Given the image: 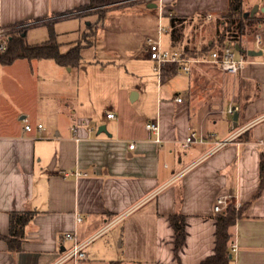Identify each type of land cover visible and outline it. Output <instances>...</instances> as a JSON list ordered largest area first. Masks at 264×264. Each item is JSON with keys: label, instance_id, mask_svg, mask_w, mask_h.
I'll return each instance as SVG.
<instances>
[{"label": "crops", "instance_id": "obj_1", "mask_svg": "<svg viewBox=\"0 0 264 264\" xmlns=\"http://www.w3.org/2000/svg\"><path fill=\"white\" fill-rule=\"evenodd\" d=\"M91 1L0 0V28L24 30L34 45L40 43L30 40L33 30H42L47 41L52 26L65 53L94 28L97 34L98 25L83 26L89 13L80 8ZM228 1L166 0V8L192 19L185 45L201 48V29L226 13ZM145 3L155 8V3ZM207 14L213 17L209 22ZM191 27L195 42L188 35ZM68 34L76 36V43L63 49L60 38ZM257 34L264 48V23ZM148 37L144 56L134 59L138 82L104 106L110 108L106 116L98 102L108 77L102 62L91 74L83 53L75 67L51 59L0 62V264H202L216 252L219 213L214 207L225 196L244 207L231 229L232 244L238 245L233 255L230 246L231 264H264V190L253 199L264 154V50L256 38L248 40L246 49L263 54L252 57L255 63L239 75L198 65L190 73L167 71L149 87L155 71ZM164 41L171 47L170 32ZM120 83L115 88L119 93ZM124 106L130 108L127 114ZM229 108L238 115L236 127ZM109 113L115 118L108 119ZM25 119L35 127L32 132L25 131ZM157 119L161 144L146 130ZM38 124L44 132L36 130ZM103 124L107 132L98 133ZM194 131L215 137L183 149ZM16 211L35 216L26 226L22 250L13 252L2 237L9 235L10 213ZM174 214L186 217L179 258L170 223ZM78 215L83 220L76 224ZM76 227L82 242L100 235L86 247L87 259L75 263L64 256L73 246L65 234ZM104 235L108 239L96 245Z\"/></svg>", "mask_w": 264, "mask_h": 264}, {"label": "trees", "instance_id": "obj_2", "mask_svg": "<svg viewBox=\"0 0 264 264\" xmlns=\"http://www.w3.org/2000/svg\"><path fill=\"white\" fill-rule=\"evenodd\" d=\"M107 0H92L87 6L80 9L92 8L95 5H105ZM252 10V8H251ZM250 11L244 9V0H229L228 9L225 14L219 17L220 29L216 39L202 45L201 48H190L185 45L187 38V27L191 24L192 19L185 16H174L168 19L171 34V47L180 48L188 56H206L217 48L235 47L239 45L246 49L242 41L246 30L253 28L258 30L259 26L264 23V11H259L251 16L246 15ZM72 14L66 15L71 16ZM103 17V15L101 14ZM64 17V16H62ZM50 38L40 44H30L24 33V30L11 33L6 52L1 55L0 62L2 65H10L18 59L43 60L51 59L62 66L75 67L79 66L82 61V50L85 46L92 43H86L88 38L80 41L75 47L67 52H62L60 43L52 26H50ZM92 35H96V28L93 29ZM246 54V53H243ZM264 190V154L260 161V180L259 187L253 199L258 198ZM244 207L236 208V201L230 199L225 209L217 216V246L214 255L208 257L202 264H231L233 258L230 257V246L233 242L234 234L232 228L237 220L241 218ZM35 216V212L21 211L10 213V231L8 236L2 238L7 242L9 249L13 252L21 251L25 238V229ZM186 217L183 214H174L170 217V223L175 234V254L179 258V252L186 241Z\"/></svg>", "mask_w": 264, "mask_h": 264}, {"label": "rangeland", "instance_id": "obj_3", "mask_svg": "<svg viewBox=\"0 0 264 264\" xmlns=\"http://www.w3.org/2000/svg\"><path fill=\"white\" fill-rule=\"evenodd\" d=\"M105 5H95L92 8L86 9L85 19L83 20V26L91 23L92 26L98 25L97 34L92 36V32H88V38L86 43L94 42L93 46L83 49L84 64L89 66L90 74L94 71L97 62L100 61L105 66L106 79L103 81L105 87L101 94L102 98L99 99V108H101L100 114L106 116L110 110L109 103L117 101L120 95H127L129 85L138 82L136 75L139 74L134 69L136 61L135 57L144 56L145 48L144 41L147 36L155 35L158 16L157 8L149 7L145 2H135L136 0H107ZM135 2V3H134ZM259 4L264 6L261 0H244V9L251 11L250 7ZM103 15V17L101 16ZM217 22L211 26H204L201 29V39L203 45L210 39H216L218 31L220 29L219 18ZM168 20H166V23ZM194 27L189 28L190 41H196V33ZM35 37L30 40H34L36 43H43L46 39H42V30H33ZM256 31L253 28L246 30L244 36L241 38L246 45L248 40L253 41L255 39ZM76 36L68 34L61 37L60 42H63V49L70 46L71 42H75ZM29 42V40H27ZM30 43V42H29ZM240 53L238 52L237 55ZM135 76H134V74ZM150 73V72H149ZM153 82L149 87L156 85L157 76L152 71ZM185 77V74L181 75ZM123 90L119 93L115 90L118 87V83ZM167 87V82H164ZM174 91H171L173 93ZM153 92L150 91V96ZM155 100V99H154ZM155 103V102H154ZM139 106V105H138ZM123 112L127 114L130 108L127 106L122 107ZM112 122H108V126L111 127ZM109 237V236H108ZM106 235L102 239L98 240L96 245L103 243L108 239ZM119 244V242H118Z\"/></svg>", "mask_w": 264, "mask_h": 264}, {"label": "built area", "instance_id": "obj_4", "mask_svg": "<svg viewBox=\"0 0 264 264\" xmlns=\"http://www.w3.org/2000/svg\"><path fill=\"white\" fill-rule=\"evenodd\" d=\"M138 1V0H136ZM148 3H155L158 13V25L156 34L154 36H150L146 40L148 57L154 63V71L159 81L162 80L165 72L170 70H175L178 73H190L194 69L195 66L198 65H212L219 68L224 73L239 75L246 68L247 65L255 63L252 60V57L247 54L240 53L237 55L238 51L235 47H223L217 48L212 51L209 55L206 56H188L185 55L180 48H172L167 47L165 45L164 38L167 33L170 32V27L166 23V20L170 17L176 16L172 10H168L166 8V0H142ZM264 4V0H261ZM213 19L211 14H207L205 16V21L209 22ZM13 31L11 29L0 28V57L3 55L8 47L9 36ZM256 43L259 47L263 48V41L260 34L255 36ZM178 102H182V98L177 99ZM227 113L229 115H235V110L233 108H229ZM108 119L115 118L114 113H109L107 115ZM25 131L32 132L35 127L28 120L25 119ZM36 130L40 133L45 131V127L43 124H38L36 126ZM146 130L150 135L155 136V142L157 144H161L162 140L160 137V123L159 120L149 121L146 124ZM214 135L210 137L204 135L203 133L192 132L190 133L183 141L182 148L187 150L190 146L194 144H205L210 138H214ZM232 140V139H230ZM79 141V139H77ZM229 140L217 142L216 148H220L226 145ZM264 144V141H261ZM130 149L134 150L136 147L135 143L130 144ZM153 157H147V160L153 159ZM81 175H88V173H79ZM231 197L225 196L221 197L217 200V203L214 207L216 213H221L228 201ZM236 208H240V204L236 203ZM83 220L82 216L78 215L76 217V224L80 223ZM100 233L92 237L88 241H80L78 237L77 227L65 234V239L72 242L73 246L70 250L67 251L64 256V260H73L75 263L87 259L86 247L97 237ZM232 255L238 251V245L234 242L231 246Z\"/></svg>", "mask_w": 264, "mask_h": 264}, {"label": "water", "instance_id": "obj_5", "mask_svg": "<svg viewBox=\"0 0 264 264\" xmlns=\"http://www.w3.org/2000/svg\"><path fill=\"white\" fill-rule=\"evenodd\" d=\"M156 7V5H154ZM260 7L258 5L254 6L253 9L249 12L246 13V15L250 14L251 16H254L258 11ZM264 11V8H261ZM235 49L240 52V53H246L250 57H257L261 56L263 54L262 50H254V49H242L239 45H235ZM238 124V115H234V126L236 127ZM101 132H107V126L105 124L101 125L98 129V133ZM232 258V255H230Z\"/></svg>", "mask_w": 264, "mask_h": 264}]
</instances>
